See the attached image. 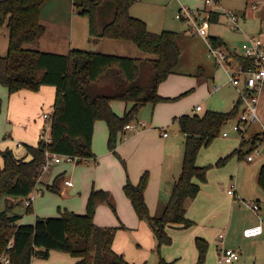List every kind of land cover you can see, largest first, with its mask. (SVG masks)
Instances as JSON below:
<instances>
[{"label":"trees","instance_id":"1","mask_svg":"<svg viewBox=\"0 0 264 264\" xmlns=\"http://www.w3.org/2000/svg\"><path fill=\"white\" fill-rule=\"evenodd\" d=\"M48 2L0 0V39L4 28L9 30L8 54L0 56V84L7 87L10 94L24 89L37 92L42 86L56 87L51 142L39 140L36 146L27 144V155L21 158L10 148L0 151V264H5L3 257L10 258L11 264H32L34 258L48 259L52 251L70 254L77 259L75 264H132L113 249L118 228L94 223L100 205L117 210L109 192L93 190L85 214L65 210L60 216L37 217L34 224H18L22 216L13 213L17 204L12 201L21 203L41 183L47 151L76 157L77 164L94 159L92 144L98 120L108 126V149L126 167L117 152L125 127L137 122L139 110L145 105L174 100L161 96L158 89L176 73L180 64L179 33L151 32L144 20L131 15L135 0H74L76 12L88 18L87 31L92 43L130 41L155 58L143 60L81 48H73L66 54L43 52L39 46L47 27L42 22L41 11ZM210 14L211 24L218 23L222 13L211 9ZM210 41L214 47L228 49L221 37L210 36ZM232 52L230 50V54ZM235 56L241 59L246 70L255 68L253 59L237 53ZM113 101L131 104V107L120 116L112 107ZM241 107L242 100L238 99L227 113L211 110L203 115L184 114L175 119L185 135L182 170L168 203L158 215L150 214L145 199L149 173H144L137 185L127 176L124 193L140 220L152 230L158 251L172 243L168 228L188 229L196 224L187 217L188 205L201 190L195 180L206 182L209 170V166L197 165L199 152L202 147L211 145L230 120L239 116ZM229 157L220 158L217 165H224ZM63 177L64 174L58 175L54 183L48 185V190L58 193ZM258 184L264 191V164L259 171ZM2 202L6 203L5 209L1 208ZM31 206H26L27 212ZM121 227L126 229L125 225ZM10 242H13L11 248ZM195 244L198 250L195 264H204L209 242L197 237ZM159 264L169 263L161 260Z\"/></svg>","mask_w":264,"mask_h":264},{"label":"rangeland","instance_id":"2","mask_svg":"<svg viewBox=\"0 0 264 264\" xmlns=\"http://www.w3.org/2000/svg\"><path fill=\"white\" fill-rule=\"evenodd\" d=\"M77 1L79 2L80 0ZM217 1V4L213 6L212 9L221 12L223 19L220 23L214 24L212 26L210 34L211 36H222L227 42L229 48L232 50H237V52L241 54L240 48L244 42V39L246 38L245 35L251 33L257 34L260 26L259 20L264 19V0ZM73 3L74 0H49L47 4H49L48 10L50 11V14L56 15L58 12L59 16H57V18L63 15V20H66L69 26L58 28L54 25L55 22H50V24H48L50 28L49 32L44 37L42 43L39 46L41 51L60 53L62 51L61 47H65L69 41L68 37H66L69 32L70 38L71 34L76 36V41H79L80 37L87 39L82 36L83 31L78 33V30L80 31L84 29V23L85 26L86 24L88 25V18L78 15ZM182 5L190 6L191 8L195 9L201 7L203 3H201L199 0H135V3L130 8L131 15L144 20L151 32L161 33L163 31H172L179 33L178 45L182 54L180 64L176 68V73L174 74H185H182V77L178 78L183 79L182 82L185 86H187V88L183 92H178L180 94H177V96L174 97L163 96L159 89L158 92L165 98L174 99L164 102L181 103V101H183L188 109L192 108V105L202 106V108H204L202 112H195L199 115H203L207 111L211 110L223 113L230 112L233 108V101L239 97L240 89H243L244 87L243 82L240 84V86H234L230 80L229 73L223 67L215 65L216 61L210 55L209 47L205 40L201 37L194 36L189 31H187V25L177 18V14L179 13ZM254 5H256L255 8ZM203 8L204 5L201 9ZM58 9L61 11H58ZM228 10L235 12H247V19L245 21L239 20L240 28L236 29L227 23V18L223 13ZM75 14H77L78 17ZM52 19H56V16H53L51 20ZM84 33L88 35L85 31ZM88 39H91L89 35ZM8 42L9 30L4 28L0 39V56H7ZM91 43L82 40L81 46L76 47L87 50L93 49L94 45ZM97 46L98 47L95 48V51L102 53L140 58L143 60L155 58L154 55L141 51L130 41L108 40L106 41L105 45ZM234 53L235 52H232L230 55V57H232V60L230 61L232 69L229 70V72L236 71L239 65L242 63L240 58H236V56L234 57ZM203 73L206 74L205 77H207V75L209 76V78L207 77L206 79L208 81H205L203 75H201ZM212 77L214 79H212ZM165 82V86H167L172 92L175 91V87L173 86V83L175 82L174 79L170 78ZM40 101L41 100L32 104L30 109L31 117L34 116ZM116 104H119V110L122 113L126 103L118 101ZM144 108L145 111L142 113V115H138L140 116L139 121H147L150 123V118L154 107L152 104H147L142 107L139 112ZM257 108L258 121H249L245 132H236L233 130V127L238 123L239 117L243 113L242 111H244V107L242 106L239 116L230 120L229 123L222 128L220 135L211 143V145L202 147L197 158V162L200 165L209 166V170L207 172V181L200 183L201 188L204 190H211L213 194L211 199L202 197V195L201 197L197 196L199 197V199L195 201L198 202L197 207H200V203H202V205H206L212 201L217 203V207L212 208L211 214L205 219L196 222L194 229L195 231H210L211 237H215L213 238L215 241L217 236L226 230L224 227L228 225L232 210L234 208L232 230L227 234L226 242L235 244V248L238 249V252H242L239 262L240 264H264V261L258 258L260 255L264 254V235L261 239L252 238L244 240L243 231L240 228L241 226L254 221L259 220L260 222L262 220L264 222V191L261 188L259 189V187H251L250 185L251 178L255 177V174L257 171H259V168L264 163V87L260 94ZM46 110L47 109H43L42 114L44 111L46 112ZM125 113L123 115H125ZM146 116L149 118L148 120L144 118ZM157 127H164L168 129V131L173 134L172 137H176L175 134L177 133L179 138L176 139V143L180 144L181 148L185 152V142H183V137L179 132L180 127L177 123H173V120L171 119L169 124ZM45 131L46 128L43 132ZM225 132L228 136L223 135ZM240 138L242 140L240 148L243 149L241 152H239L240 150L237 151ZM25 147L26 146H24V148ZM23 150L24 149L22 148L21 151ZM256 150L259 151V154L256 153ZM242 155H254L255 162H247V160L243 158ZM226 156H230L226 163L224 165L218 166L217 162L219 159L225 158ZM115 157L125 170L122 160L116 155ZM46 167L47 169L43 171V180L45 173H49L53 170V174L49 178L48 185H52L58 175L64 174L63 180L60 184V191L58 193L52 192L48 190V185L46 186L42 183H39L34 190L33 195L35 196V199L32 206L30 207L29 212H27L29 208L23 205V202L26 198L21 201V203H19V200L12 202L13 204H17L13 210V213L24 216L23 220H25V222H20L21 224L34 223L37 216L41 215V211L47 212L45 213L47 217L60 216L62 211L69 209L74 210L75 212L78 211L82 205V199L84 197L83 190L85 189L87 183L92 182L90 174L86 171V165L81 163L77 164L76 162L63 160L60 164H49V162H47ZM67 179L73 182V187L69 188L65 185ZM232 182L237 185L238 192L240 194L239 196L237 194L236 198H234V196L232 197L228 195L227 193L228 187ZM255 188H258V190L255 191ZM64 193L66 196H64ZM238 197L245 200L240 202ZM194 200L189 202L188 207L192 208ZM257 200H259L258 203L261 206L260 216H258V214H256L246 205V202L252 203ZM1 208L5 209L6 203L2 202ZM110 210L118 220L119 215L117 210L114 212L111 207ZM36 211H39V213ZM198 213H200V211ZM197 218L199 220L201 219L199 217ZM138 221L140 222L142 220H140L138 217ZM122 225L124 224L119 222V225L105 227H116L118 228L117 231L119 229L123 231L125 230V232L129 234L131 242L136 248L146 250L134 232L128 227H126V229H122ZM148 228H150L149 225ZM194 229L192 230L193 234ZM153 238L154 247L150 250V256L145 262L140 264H159L161 260H164L169 264H188L192 261L184 243L180 242V240H173L170 245H163L160 251H158L155 236H153ZM9 248L11 247L9 246ZM218 254L219 251H217L216 245L212 248V245L209 243V250L204 264H217ZM130 263L138 264L134 262Z\"/></svg>","mask_w":264,"mask_h":264},{"label":"crops","instance_id":"3","mask_svg":"<svg viewBox=\"0 0 264 264\" xmlns=\"http://www.w3.org/2000/svg\"><path fill=\"white\" fill-rule=\"evenodd\" d=\"M48 5L49 4H46L43 7L41 14L42 21L47 27L46 35L48 34L50 29L48 25L50 24V22H55L54 25L58 28L69 26L67 21L63 20L64 18L63 15L57 18V16H59L58 12L56 13V15L50 14V11L48 10L49 7ZM202 7L203 5L199 7V9H201ZM60 9H58V11ZM215 11L219 12L218 10ZM236 13L239 16L240 21H245L247 19L248 14L246 11H242V12L240 11ZM53 16H56V19L51 20ZM222 19L223 16L221 14L218 23H220ZM259 21H260V26L258 32L257 34L251 33L252 35H260L262 30L264 29V24H263L264 19H260ZM83 25H84V29L80 31L78 30V33L79 32L81 33L83 31L82 36L87 39H83L80 37L79 41H76V36H73L71 34V38H70V32H69L66 35L69 41L65 47H61L62 51L60 53L66 54L71 49L78 48L76 46H81L82 40L91 43L90 42L91 39H88V35L84 33L85 31L88 34L87 24L86 26L85 23ZM213 25L214 24H212V26ZM247 35L249 34H246L245 36ZM44 37L42 38L40 44L42 43ZM217 37H221L224 40L222 36H217ZM106 41L108 40H99L96 43H91V44H95L96 47H98L97 45L100 46L105 45ZM96 47H93V49H95ZM227 50L230 52V50L232 49L229 48L228 46ZM235 51L237 52V50ZM215 65H217L216 62ZM182 74L185 75L184 73H177L170 75L168 78V79L170 78L174 79L175 82L173 83V86L175 87V91L172 92L167 86H165L166 82H163V84L160 85L159 87L160 93L166 97H174L177 96V94H180L178 92L185 91L187 86L183 84L182 78H178V77H182L181 76ZM201 75H203L205 81H208L206 80L207 77L209 78L208 75L207 77H205L206 74L204 73ZM0 96H1L0 98L2 99V111L0 112V145H1L0 151L10 148L13 150L16 157H21V156L25 157L27 155V150L26 147L24 148V146H26L27 144L36 146L39 143L40 136L42 133H44L43 131L45 128L46 131L49 133L52 131V123L48 120H45L43 114L45 113H49L51 115L53 114V105L56 98V87L42 86L41 89L37 92L24 89L19 92L10 94L8 88L0 84ZM238 99H240V97H238L235 101H233L234 102L233 106ZM39 100L41 101L38 103V108L36 109L34 116L31 117L30 116L31 106L32 104L36 103ZM116 102L118 101H113L111 104L114 111L120 116L123 115L131 107V104H125V108L121 113V111L119 110V104H116ZM195 106L196 105H192V108L188 109V107L183 101H181V103L162 102L153 105L154 108L151 114L150 123H148L147 121H139V117L145 111V108L142 109L139 112L140 116H138V121L132 124L134 125V127L125 129L118 143L117 152L119 156L126 162L125 170L118 161V159L115 157V155L111 153L110 150L108 149L109 129L106 122L102 120H98L95 123L93 144H92V150L95 154V158L81 163L83 165H86V171L87 173L90 174L92 182L87 183L85 189L83 190L84 197L82 199V205L80 209L76 212L71 209L69 210L77 214H85L87 202L93 190H105L109 192L115 203L119 215V219L117 220L115 218L114 214L111 212L110 207L108 205L103 204L98 207L96 216L94 217V222L96 223V225L102 227L116 226L119 225L120 222L134 232V234L141 241V243L144 245L146 250H141L136 248L134 244L131 242L129 234L125 232V230L123 231L121 229H119L116 232V236L113 243V249L119 254H124L130 262L140 264L142 262H145L149 258L150 250L154 247V238H153L154 235L152 230L148 228V224L146 222L138 221V217L136 216V212L131 204V201L124 193L123 187L126 183L127 176L133 184L137 185L140 182L143 174L146 172L149 173L150 179H149L148 187L145 192V199L150 214L152 216L158 215L168 203L172 193L173 185L181 173L184 150L181 148L180 144L176 143V139L179 138V135L177 133L175 134L176 137H172L173 134H171L168 131V129L164 127L159 128L157 126L167 125L169 124V121L171 119L173 120V123L178 124V121H174V118L176 119L184 114H194L196 112L195 109L197 107ZM43 109H47V110L46 112L44 111V113L42 114ZM144 118L147 120L149 119L147 116ZM165 132L168 133V137H164L163 134ZM179 132L183 137V142H185L184 141L185 135L181 131ZM241 143L242 140L240 138L238 144L239 147L237 151L243 150L242 148H240ZM22 148L24 149L23 151H21ZM248 156L249 155L247 156L242 155V157L245 158L247 162L249 163L255 162V156L253 161H248L247 159ZM197 164L200 167H204V165H200L198 162ZM259 171H257L254 178H251L250 185L251 187L256 186L259 187L260 189V186L258 184ZM52 172L53 170L49 173H45L44 180L42 179L41 181L42 184L46 186L48 185L49 178L53 174ZM67 181H71V180L67 179ZM195 182L200 184L198 180H195ZM231 184H235V183L232 182ZM65 185L69 188L74 186V185L69 186L66 183ZM235 186H236V196L237 194L239 196L240 194L238 192V187L236 184ZM229 188L230 186L228 187V189ZM254 190L257 191L258 188H255ZM201 195L202 197H207L209 199H211V197L213 196L211 190H204L203 188H201L200 194H198V196L201 197ZM64 196H66L65 193ZM199 197H197L194 200L192 208L188 207V211H187V217L193 220L195 223L205 219L207 216L211 214V209L217 207V203L215 201H212L206 205H202V203H200V207L198 208L197 207L198 202L195 201H197ZM238 200H245V199L238 197ZM258 201L259 200L255 201V203L259 204ZM12 202H15V200H13ZM23 205L26 206L25 200L23 202ZM233 210L228 225L224 227V229L226 230L222 232L225 234V238L223 242H220L218 239L221 233L217 236V238L214 241L213 238L215 237H211L210 231H206V230L195 231L194 228L196 224L188 229H183L176 226H172L168 228V233L172 237V241L180 240V242L184 243L186 250L189 252L190 257L192 259V261L189 262L188 264H195L198 259V250L195 244V239L197 237H201L207 240L210 243V245H212V248L216 245L219 254H220V247L222 245L225 248H230L238 251V249L235 248L236 246L235 244L232 243L230 244L226 242L227 234L232 230ZM199 211L200 213H198ZM36 212L39 213V211ZM45 213L47 212L41 211L40 213L41 215H38L37 217H47ZM256 214L260 216V212ZM197 217L201 219L199 220ZM23 218L24 216H22L21 220L18 221V223L20 222L24 223L25 220H23ZM260 224H263L264 226V222L262 220L260 222L258 220L241 226L240 228L243 231V239L244 240L252 239L245 237L244 231L248 228L258 226ZM193 229H194V234L192 233ZM263 235L264 232L262 235L255 238L261 239L263 238ZM239 253L240 255H242V252ZM219 254L217 256V264H222L219 262ZM258 258L264 261V254L260 255ZM76 262L77 259L72 257L70 254L59 251H52L48 259L34 258L32 260V264H75ZM239 262L240 260L235 264H240Z\"/></svg>","mask_w":264,"mask_h":264},{"label":"built area","instance_id":"4","mask_svg":"<svg viewBox=\"0 0 264 264\" xmlns=\"http://www.w3.org/2000/svg\"><path fill=\"white\" fill-rule=\"evenodd\" d=\"M203 3L204 8H191L190 6H183L180 8L177 18L180 21H183L187 27L188 31L194 35L201 37L205 40L209 47L210 55L215 59L216 63L225 68L229 73L230 80L234 86H240L244 83V88L240 89L239 97L242 100V106L244 111L239 117L238 123L234 125L233 130L236 132H245L248 122H257L258 121V103L259 97L264 87V29L260 35L249 34L244 39V42L241 45L240 51L241 56L253 59L255 61V68L248 70L245 69L243 65H239L236 71L229 72L232 69L230 52L223 47H214L210 41V31H211V22H210V10L213 6L217 4V0H199ZM256 6H254L255 8ZM209 9V10H208ZM227 18V23L234 28L239 27V16L236 12L228 10L223 13ZM264 24V21H263ZM233 52L237 53L235 50ZM238 54V53H237ZM240 54V53H239ZM202 106L198 105L195 109L196 112L202 111ZM45 120H48L52 123V115L49 113L43 114ZM134 125H128L125 129L133 128ZM164 137H168V133L165 132ZM224 136H228L225 132ZM40 141L45 143L51 142V132H44L40 136ZM256 153L259 154V151L256 150ZM46 164L43 167V171L47 169V162L60 164L63 160L69 162H76L77 158L69 155H59L53 154L49 151L46 152ZM248 161L254 160V155H249L247 157ZM66 184L72 186L71 181H66ZM34 191L25 199V205L30 206L33 204L35 196L33 195ZM228 194L231 196H236V186L231 184L228 189ZM242 202L243 200H239ZM246 205L254 210L256 213L260 212V205L255 202H246ZM264 232L263 224L248 228L244 231V236L247 238H255L262 235ZM225 234L221 233L218 237L220 242H223ZM10 247L13 246V242H10ZM240 253L236 250L225 248L223 245L220 247L219 262L222 264H235L240 260ZM3 262L5 264H11V260L8 257H3Z\"/></svg>","mask_w":264,"mask_h":264}]
</instances>
